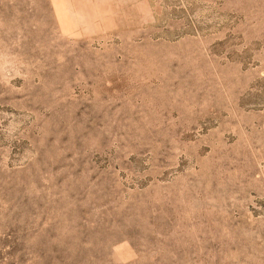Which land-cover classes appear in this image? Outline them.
Masks as SVG:
<instances>
[{"label":"rangeland","instance_id":"rangeland-1","mask_svg":"<svg viewBox=\"0 0 264 264\" xmlns=\"http://www.w3.org/2000/svg\"><path fill=\"white\" fill-rule=\"evenodd\" d=\"M0 264H264V0H0Z\"/></svg>","mask_w":264,"mask_h":264}]
</instances>
